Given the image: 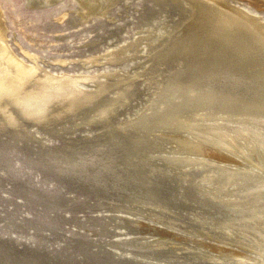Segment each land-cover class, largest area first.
I'll return each mask as SVG.
<instances>
[{"label":"bare ground","instance_id":"obj_1","mask_svg":"<svg viewBox=\"0 0 264 264\" xmlns=\"http://www.w3.org/2000/svg\"><path fill=\"white\" fill-rule=\"evenodd\" d=\"M61 1L26 3L45 8ZM77 1L82 20H88L120 0ZM155 3L158 10L171 5L185 17L174 24L150 22L145 36L85 61L118 66L139 57L134 72L55 71L30 51L26 62L8 44L0 10V80H7L0 90L8 92H0V184L12 158L25 149L20 167L28 173L38 161L39 172L68 182L83 198L123 196L112 219L123 223L120 229L140 227L146 238H136L137 229L121 233L110 253L89 249L85 264H264V4ZM142 85L150 91L147 99L128 113ZM32 102L38 105L28 113ZM121 112L127 115L115 122ZM67 127L87 131L64 150L40 135ZM21 178H10L11 191L21 187ZM39 191L25 190L23 196L34 200ZM39 198L46 206L45 197ZM46 199L53 207L66 203L61 196ZM193 243L201 248L196 251ZM6 249L0 246V264H32L30 257ZM59 253L55 263L70 264L63 249Z\"/></svg>","mask_w":264,"mask_h":264},{"label":"rangeland","instance_id":"obj_2","mask_svg":"<svg viewBox=\"0 0 264 264\" xmlns=\"http://www.w3.org/2000/svg\"><path fill=\"white\" fill-rule=\"evenodd\" d=\"M260 1L264 4V0ZM237 2L248 4L249 0H237ZM0 10L7 27L8 44L17 57L29 62L30 58L25 51H30L39 56V62L42 61L41 64L43 66L46 65L45 67L49 66L50 69L55 71L64 70L80 73L89 69L91 71H100L114 68H122L128 72H134L139 66V57L122 61L118 66H114L110 61V63L101 61L89 66L85 64V61L90 58H99L114 48L115 51H119L121 44L134 41L137 36H145L148 33L146 27L150 22L154 24L161 22L174 24L185 17L177 9H173L171 5L169 7L164 6V8L158 10L155 0H120L109 8L104 15H95L88 20H82L81 12L83 10L77 0H62L56 5L45 8L27 6L26 0H0ZM259 14L264 17V8L259 9ZM194 31L196 30L190 31L189 35L192 36L193 34L196 36ZM181 33L179 32L178 35ZM175 42L173 41V44ZM178 43H175L174 46L180 47L182 45V41ZM189 47L190 51L192 48L191 46ZM183 51H187L186 54H189L188 50ZM131 52L136 56L139 54L137 47L132 48ZM191 53L192 50L189 55L187 54L188 58H192L191 55L194 56V53ZM109 57L112 58L114 56L111 54L107 58ZM58 59L66 60L67 62L63 64ZM6 81V79L0 80V86ZM35 87L36 85L32 89ZM38 89L41 88L37 85V89L35 88L34 90ZM149 92L142 85V90L136 94L131 102L128 113L135 112L140 107L139 105L142 106ZM126 115L127 112H121L115 118V122L122 121ZM86 128L81 127L76 130V128L67 127L56 134L49 133L46 135V133H41L40 135L48 137L50 139L49 144L54 148L64 150L66 142H75V139L85 134ZM88 128H90L89 131L97 133L95 126ZM27 141L28 137L22 140L21 144ZM36 143L37 141H33L32 147H35ZM21 144L18 143L20 147H22ZM23 148H28V144L23 146ZM24 152L25 149L12 158L10 167L5 169L8 178L0 184V238L1 240L11 239V249L17 256L24 258L30 255L28 244L31 239H34L43 246L44 253H52V258L55 261L60 257L58 256L60 255L59 252L63 249L61 246L68 244V248L63 249L61 256L64 259H78V261H73L76 264H85L87 262L86 259L89 257L84 254L89 249L93 248V250L97 251L99 248L105 247L110 253L111 248L116 247L114 244L119 241L117 236H120L121 233L124 235L128 234L129 230L137 229L141 234L136 235V238H146L143 235L144 231L140 227L130 225L128 229H120L119 226L123 223L112 219L111 216L116 210L114 204H121L122 200H125L123 196L96 197L92 199L79 196L76 200H73L71 194L75 191L78 192V190L72 191L68 182H58V187L53 189L49 186L53 182L50 176L48 182L44 180L38 183L40 181L39 175L43 172H39V165L33 164L30 173H28V169L20 167V163L22 166L24 165ZM1 172L2 170L0 169ZM16 173L22 174L21 187L11 191L10 178L14 177ZM36 189H40L39 194L43 197L51 199L59 196L63 197V199L67 200V205L60 209L44 206L39 195L35 196L34 200L24 199L25 190L34 191ZM27 219L32 220V223L28 224L26 222ZM22 222H25L22 228L15 225ZM70 243L73 245H70ZM5 244L6 241L3 245ZM22 244L25 245L26 250L20 251L18 248V251L17 245ZM193 246L196 251L201 248L199 243H193ZM124 248L122 246L120 250L124 251ZM140 249L142 250V248ZM119 255V258L122 257V255Z\"/></svg>","mask_w":264,"mask_h":264},{"label":"water","instance_id":"obj_3","mask_svg":"<svg viewBox=\"0 0 264 264\" xmlns=\"http://www.w3.org/2000/svg\"><path fill=\"white\" fill-rule=\"evenodd\" d=\"M27 6H29V5L27 4ZM0 92L4 93V94H8V92L6 90H0ZM37 105H38V103H33V102L28 104V113H30L32 110H34L37 107ZM34 164L38 165L39 163H38V161H34ZM39 178H40V181L38 183H41L44 180L47 181V182L49 181V175H47V173H45V171H43L42 174L39 175ZM49 186L52 187L53 189H55V188L58 187V182L55 180L52 183H50ZM65 187H67V186H65ZM37 195L38 194H36L35 196H37ZM85 195H86L85 193L81 194V193H79L77 191H75L74 193L71 194V196L73 198H75V196H76V199L79 196L81 197V196H85ZM44 200H45V205L46 206H48L50 208H54V209H57V208L60 209V208H62V207L67 205V200H66V203H62L61 202L60 205H58V207H57V205H55V207H53V205H51L48 202L46 197H45ZM10 240L11 239L9 238V240L6 239V240H3V241H0L1 244H3L6 241L5 245H0V246H5V248H7L6 250H11L12 246H11V241ZM14 244H16V243H14ZM67 246H69V245L68 244L67 245H62L61 247L63 249H67L68 248ZM83 246L86 247L85 244H83ZM42 247L43 246L40 245L37 240L31 239V241L29 242V244H28V252H29L30 255H28V257H30L33 260L32 264H56L54 258H52V253H50L49 251H48L49 254L48 253H44ZM18 248L20 249V251H25L26 250V247L23 244L19 245V246L17 245V250H18ZM84 255H86V254H84ZM67 257H70V256H67ZM73 261H78V259H76V260H72V258L69 259L70 264H72ZM86 261L88 262V259H86Z\"/></svg>","mask_w":264,"mask_h":264}]
</instances>
